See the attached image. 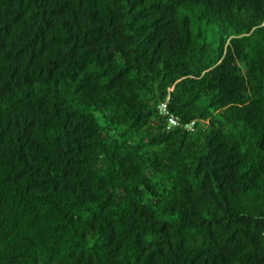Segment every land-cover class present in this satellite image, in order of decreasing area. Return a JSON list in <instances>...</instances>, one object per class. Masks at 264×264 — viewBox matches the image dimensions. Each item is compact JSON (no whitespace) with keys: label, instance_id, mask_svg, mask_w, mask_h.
<instances>
[{"label":"trees","instance_id":"trees-1","mask_svg":"<svg viewBox=\"0 0 264 264\" xmlns=\"http://www.w3.org/2000/svg\"><path fill=\"white\" fill-rule=\"evenodd\" d=\"M0 264H264V0H0Z\"/></svg>","mask_w":264,"mask_h":264},{"label":"built area","instance_id":"built-area-1","mask_svg":"<svg viewBox=\"0 0 264 264\" xmlns=\"http://www.w3.org/2000/svg\"><path fill=\"white\" fill-rule=\"evenodd\" d=\"M159 113L162 115L167 116V124L166 127L169 128L171 126H177L181 125L178 118L174 117L172 114H170L167 110L166 104L164 102L160 103L158 106ZM185 128L191 129L193 126V122L185 123L183 124Z\"/></svg>","mask_w":264,"mask_h":264}]
</instances>
